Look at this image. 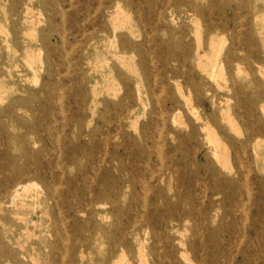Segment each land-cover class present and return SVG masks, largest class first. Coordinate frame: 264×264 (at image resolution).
<instances>
[{
    "label": "rangeland",
    "instance_id": "obj_1",
    "mask_svg": "<svg viewBox=\"0 0 264 264\" xmlns=\"http://www.w3.org/2000/svg\"><path fill=\"white\" fill-rule=\"evenodd\" d=\"M182 1L196 9L193 19L178 18L176 11ZM165 6L170 7L171 13L164 20L156 24L147 19L156 18ZM188 6L184 8L189 10ZM116 7L123 11L124 25L114 32L110 16ZM257 8H264V0H0V264H78L81 257L85 264H144L138 254L140 243L147 264H210L209 254L213 251L217 264H264V218H254L257 213L264 217V180L258 188L255 184L259 182L257 177L264 179V170L258 173L250 156L244 163L250 173L245 180L240 179L243 185L235 190L239 202L231 205L236 212L232 234L212 232L222 219L232 221L225 215V208L217 205L221 195L214 196L216 205L206 227L200 221L192 226L191 221L182 220L177 234L171 235L165 228L167 216L174 218L177 212L200 210L210 190L197 188L198 197L191 203L180 183V174L171 171L179 167L169 163L162 151L157 135L163 130L157 112L158 107L162 108L164 94L157 71L163 64L154 56L153 63L146 65L139 54L127 53L123 66L111 56L110 48L114 34L135 43L142 42L145 33L166 39L167 29L175 30V37H179L178 26L182 22L187 26L184 41L190 45V55L196 48L195 29L200 35L201 56L206 54L210 59L214 55L208 50L210 38L215 43L223 40L218 55V61L223 63L222 79L213 81L194 63H188L184 69L194 71L199 91L189 89L183 78H168L166 93L178 98L176 85L181 84L196 112L206 107L207 114L214 110L219 116L226 104L230 113L236 105L241 107L240 111L250 105L242 100L245 95L232 90L235 86L244 88L245 97L253 98L257 115L264 121V76L259 74V70L264 72V64H255L253 59L256 53L264 57V11L257 12ZM194 20L199 21L198 28ZM95 27L101 29L96 34L100 38L97 49L91 46L85 50V36L94 32ZM130 29L135 36L130 35ZM30 31H35L33 37L29 36ZM248 33L252 43L243 49L238 44ZM27 48L36 57V72L27 64ZM228 54L231 61L226 64ZM172 67L178 68L176 64ZM237 67L242 72L240 76L236 74ZM116 70L128 78L132 93V118L123 120L131 140L143 144L145 124L149 117L154 120L150 130L155 143L149 159L141 158L138 151L126 146L127 152L134 153L126 157L125 147H118L117 158L109 161L108 151L121 141L111 138L115 133V111L105 109L102 102H120L124 94L126 86L118 80ZM248 73L252 75L247 76ZM113 77L119 88L115 96L104 91L111 86ZM148 86L153 87V96L147 95ZM154 106L157 109L148 115ZM182 112L193 121L184 105ZM128 122L133 126L128 127ZM241 126L243 122L236 125L243 131ZM93 131L95 140L88 136ZM259 140L264 154V137ZM74 146L79 148L71 150ZM229 163L232 172L222 168V173L237 177L238 164L232 157ZM259 167H263L262 160ZM101 174L117 180L106 188L113 186L127 196L117 199L118 217L109 214L102 220L97 214L109 211L110 205L89 200L91 193L102 187ZM14 180L19 184L16 196L10 187ZM85 204L91 216L72 213V209ZM89 219L92 223L87 224V231L77 236L71 234L74 224L81 227ZM116 221L132 226L134 235L127 245L111 254L104 235L115 231ZM168 235L169 240H175L166 244L164 239ZM86 236L88 240L84 242ZM170 244L186 254L171 253Z\"/></svg>",
    "mask_w": 264,
    "mask_h": 264
},
{
    "label": "bare ground",
    "instance_id": "obj_2",
    "mask_svg": "<svg viewBox=\"0 0 264 264\" xmlns=\"http://www.w3.org/2000/svg\"><path fill=\"white\" fill-rule=\"evenodd\" d=\"M130 5L132 6V4ZM184 6H188V5H186L185 1L184 2L182 1L179 4V8L176 11L178 18L184 19L185 16H187L193 19L196 9L193 7L190 8V6H188L190 9L186 10ZM95 8L96 7H94V9ZM163 9H164L163 11L161 10V12L158 13L156 18L155 17L151 18L147 16V19H153L154 21H156V24H158V22L166 18L167 14L171 13L170 7L165 6ZM259 11H264V8L262 9L257 8V12ZM122 14H123V11L120 9V7H116L112 16H110L111 21H112L111 24L114 28V32H115V29L122 28L124 25L122 21V17H123ZM207 16L209 17V14H207ZM62 20L63 19H61L60 21ZM198 22H199L198 20H194L193 21L194 26L197 27ZM154 26L157 27V25H154ZM186 27L187 26L183 22L179 24L178 26L179 32L177 31L180 35L179 37H175L176 36L175 30H171V29L165 30L164 34L167 35L166 39L163 38L162 36H158L156 38V33L151 34L150 36L145 33L143 37V41L140 43L129 42L126 36L121 35V34L117 36V34H114L113 40L110 42L111 43L110 48L113 49L111 56L115 58L117 61H119L123 66H125L124 65L125 64L124 61L126 60L125 54L127 53L139 54L142 58L141 62L142 63L144 62V64L146 65L149 63L150 64L153 63L152 59L154 58V56L157 58V62L163 64V67H161V69L157 71L158 75H160L159 84L163 85L162 92L164 94V98L162 100V108L159 109L158 107V112H157L158 120H159V123H161L162 125L161 129L163 130V133H158L157 135L158 139L161 140L162 142V147H163L162 151H164V156L169 161V163H172L179 167V169L171 170V171L174 173L177 172L178 175L180 174L179 175L180 183L184 187V193L187 190V193H188L187 199L189 198L191 203H193L195 197L196 198L198 197V195L195 193L197 188L200 187L206 191L210 190V192L208 193L209 196H207V194L204 193L205 194L204 197L206 199L205 201H203L202 207L200 208V210L197 211L196 209L192 207L193 209H190L186 211L185 213L177 212V215H175L174 218L171 216L170 217L167 216L165 219L168 222L165 228L168 229L169 230L168 232L172 235V234L179 233L180 228L178 227V223L181 222L182 220L186 222L191 221L192 226L195 225L198 221H200L201 224L204 223L203 225L205 226L209 222V220H211L212 218L211 210L213 209V206L216 205V202H214V196L221 195V200L219 201V204L217 205L223 206L225 208L224 209L225 215L227 217L229 216L232 221L225 222L222 219L220 223L218 224V226L214 228V230H212V232L214 234L224 232V233H227V235H230L233 233L231 232V228H233L236 222V220H234L236 219V212H234V210L231 208V205L234 206L236 205V202H239L235 196V190L238 189L240 185H243L240 179L246 178L248 174L250 173V169L245 168V165H244V163H246L245 160L249 158L248 156L252 157L254 163L256 164L258 173L260 170H264V154H261L263 146H262V141L259 140L260 137H264V121L260 120L259 116L257 115L256 105H255V101L253 100V98L245 97L246 93L245 91H242L244 90V88H237L235 86L233 87L232 90L235 93L237 92L238 94L245 95L243 96L242 100H244L246 104H250V105L247 108H245L244 111H240L241 107L239 105H236L235 108L232 110V113H230V109L226 104L225 108H222L219 116H217L214 110H212L210 114H207L206 107H203L201 112H196L191 105L189 95L184 94V92L182 91L181 84L176 85V90L178 92V98L172 94L170 95L166 93L165 84H166V81H168V78H171L173 80L178 79V78H183L186 86L189 89H194L195 91H199V87L194 82V77H195L194 71L191 69L190 70L187 69L188 71L184 69L186 68V65H188V63H192V64L194 63L196 66L200 68L201 73H203L206 77H208L209 79L213 81L223 78V72H222L223 63L218 61V58H219L218 55L223 49V45H224L223 40H220L219 42L215 43L214 40L210 38L207 44L208 50L210 52H213L214 55L210 59L207 57L206 54L201 56L199 53V50L201 48L200 35H199L198 30L195 29L194 34L196 37V48H195L194 54L190 55L189 54L190 45L184 41V39L187 36V33L185 31L187 30ZM100 31L101 29L99 27H95L94 32L88 33L85 36V41H84L85 50H88V47H91V46H93L95 50L97 49L98 40H100V38L96 36V34H98ZM33 32L29 34L30 37H33ZM129 33L130 35L135 36V33L132 29L129 30ZM249 35L250 34L248 33L245 39H243V42L238 44L240 47L243 46V49L248 48L250 44L252 43L251 42L252 38L249 37ZM116 38L118 39V41H115ZM28 51H30V48L26 49L27 64L29 65L30 69L33 70V72H36L35 70L36 57H34V55H31L30 52L28 53ZM229 57L231 56H229L228 54L226 56V60L224 63L227 64L228 62L231 61ZM203 59H205L204 64H203ZM253 59H254L255 64H259V65L264 64V57L260 56L259 53L254 54ZM168 64H170L171 66H168ZM173 64H176L178 68H182V70L176 67H172ZM115 73H116V76L119 78L118 80L121 81L122 84H124V86L126 87H125L124 94L121 97L120 102H117V103H108L106 101L102 102L105 106V109H110V110L115 111V114H114L115 117L112 123L115 129V133L111 134V138L120 139L121 141V144H114L115 148H113L111 152L108 151L107 154L109 157V161L112 162L114 159L117 158V154L115 153V151L118 147H125V152L123 153H124V156L126 155V157L130 155V153L133 154L134 152L138 151V154L141 156V158L149 159L152 153L153 145L155 143V140H154L155 136L153 132H151L150 130L151 129L150 124H152L154 120L151 117H149L148 122L145 124V130L143 133V139H144L143 144L138 145L131 140L130 135L124 130V126H126V124L123 123V120L125 119L130 120L132 118L130 114L132 113L133 105L130 101V96L132 95V93L128 87L129 80L126 76H124L117 70L115 71ZM241 73H242L241 70L237 67V71H236L237 76H240ZM259 74L261 76H264V72H262L261 70H259ZM248 75H252V73L250 74L248 73L247 76ZM145 77L147 78L146 75ZM253 79H255V77H253ZM116 80L117 79H115L114 77L111 78V81H110L111 86L106 87L104 89V91L107 94H112L114 96L116 95V92L119 90V88H117L116 84L114 83L116 82ZM232 82L234 83V81ZM33 83H35V81H33ZM146 93L147 95L150 94L151 96H153L154 95L153 87L148 86L146 89ZM182 105L186 107L187 112L189 115L192 116L193 121L190 120L182 112ZM210 105L212 108L214 107L213 103ZM154 109H157V107L154 106L153 110H150L148 112V115L153 113ZM238 122L240 123L243 122V126H241L243 127V131H241L240 129L236 127ZM128 123H129L128 127L133 126L132 122H128ZM168 123L171 126H168ZM88 136L92 140H95L96 138L94 131L92 133L90 132ZM126 146H129V147L131 146V150H133L134 152H127ZM77 148H79V146L78 147L74 146V147H71V150H76ZM230 157H232L234 162L238 164L237 169L235 170L237 177H230L226 174H223L221 171L223 168V169H226L229 173L232 172L233 169L229 165ZM261 160H262L263 167L260 168L259 163L261 162ZM35 173H37V171H35ZM129 180L127 181V183H129ZM257 180H259V182L255 181V184H256V187L258 188L261 185L260 182H262V180L264 179L257 177ZM99 181L102 187H99L97 190L91 193L89 200L95 199L97 201H105L110 205L109 211H107L103 215L97 214V216H99V218H101L102 220L106 219L109 214L115 217L116 214H119L117 199L120 196H122V199H126L127 196L125 193L121 194L120 190H117V188L114 189L113 186L111 189L106 188L107 186L109 187L110 184L112 185L116 184L117 180L115 181L112 179L110 180L108 179L107 176H105V174H101ZM10 185H12L10 186L11 188H14L12 195L16 196L17 187L19 186V184L16 183L14 180ZM0 188H2V184H0ZM144 189H145V186H144ZM181 196L182 194L180 193L179 197ZM227 204H230V205L228 206ZM88 208H89L88 204L87 205L85 204L81 206V208H78V209L75 208V209H72L71 211L72 213H74V215L84 214V213H86L87 215H90L92 214V212ZM124 215H126V213ZM116 216L118 217V215ZM254 218H257V220H263L264 217L261 213L260 214L257 213L256 216L254 215ZM165 219H162V221H164ZM90 221H91L90 219L83 221L81 224V227L74 224L75 226L72 227L71 234L73 236H77V235L84 233L83 231L85 230L87 231V224L92 223ZM114 229L116 232L113 230L112 233L108 235L107 234L104 235L109 241V244H110L109 250L111 254H113L118 247L127 245L128 239L130 237H133L134 235L133 227L128 224L121 225V223L116 221ZM100 232L101 234L104 233L102 229H100ZM208 232H211V231L209 230ZM169 237L170 235L166 236L164 239L166 244H169L171 240H175V238H172V237L170 238L171 240H169ZM83 238H84L83 239L84 242L88 240L87 236ZM134 239H136V237H134ZM208 240H209L208 243L211 244L212 238ZM66 244L68 245L67 242ZM179 244H182V243L179 242ZM169 248H170L171 253L178 252L181 255L186 254L183 250L178 251L173 246V244ZM213 252L209 254V258L211 261L210 264H217L218 261L215 260V255ZM138 254H139L140 260L142 262H145L144 264H147L146 255L144 254L142 243L139 244ZM81 256L82 255H80V257ZM82 258L83 257L80 258L78 264H85ZM133 258H134V254H133ZM112 264H121V263L114 262ZM129 264H132V263H129Z\"/></svg>",
    "mask_w": 264,
    "mask_h": 264
}]
</instances>
